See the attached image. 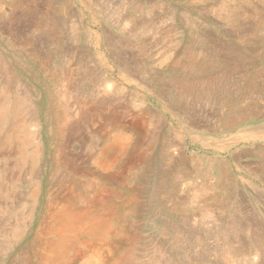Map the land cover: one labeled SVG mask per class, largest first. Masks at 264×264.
<instances>
[{"label":"rangeland","instance_id":"obj_1","mask_svg":"<svg viewBox=\"0 0 264 264\" xmlns=\"http://www.w3.org/2000/svg\"><path fill=\"white\" fill-rule=\"evenodd\" d=\"M0 60V264H264V0H0Z\"/></svg>","mask_w":264,"mask_h":264},{"label":"bare ground","instance_id":"obj_2","mask_svg":"<svg viewBox=\"0 0 264 264\" xmlns=\"http://www.w3.org/2000/svg\"><path fill=\"white\" fill-rule=\"evenodd\" d=\"M19 28H20V27H19ZM17 32H18V31H17ZM0 62H1V60H0ZM2 65H3V63H2ZM7 85H8V84H7ZM7 85H6V86H7ZM9 88H10V87H9ZM4 90H6V88H5ZM4 90H3V91H4ZM10 90H11V89H10ZM23 91H25V90L23 89ZM22 93H23V92H22ZM2 94H3L2 96L5 97V95L7 94V92L4 91V93L2 92ZM0 96H1V94H0ZM7 96H8V94H7ZM3 97H2V98H3ZM5 98H6V97H5ZM5 98H4V99H5ZM5 100H6V99H5ZM15 100H16V99H15ZM9 101H10V99H9ZM3 102H4V103H7V102H5V101H3ZM19 102H20V101H19ZM23 102H24V101H23ZM30 103H31V102H30ZM17 104H18V103H17ZM0 105H1V104H0ZM5 105H6V104H5ZM5 105H4V106H5ZM79 105H80V104H79ZM8 106H9V104H8ZM8 106H7V107H8ZM27 106H28V105H27ZM21 107H22V106H20V109H22ZM13 108H15V107H13ZM23 108L25 109V107H23ZM10 109H11V108H10ZM7 110H9V109H7V108H3V107H2L1 110H0V126L2 125V123H3V121H4V118L6 117ZM16 110H17V108H16ZM16 110H15V111H16ZM18 110H19V108H18ZM20 111H21V110H20ZM22 112H24V110H23ZM11 113H12V112H11ZM15 113H16V112H15ZM20 113H21V112H20ZM8 114H9V113H8ZM12 115H15V114L13 113ZM21 115H22V114H20V116H21ZM23 115H24V113H23ZM23 115H22V116H23ZM18 116H19V115H18V113H17L16 117L18 118ZM20 116H19V117H20ZM8 117H10V115H9ZM16 117H15V118H16ZM13 118H14V117H13ZM17 118H16V119H17ZM22 118H24V117H22ZM16 119H15V120H16ZM18 119H19V118H18ZM18 119H17V120H18ZM7 120H8V119H7ZM9 121H10V120H9ZM7 122H8V121H6V123H7ZM26 122H27V121H26ZM27 124H28V123H27ZM4 125H5V124H4ZM18 126H19V125H18ZM18 126H17V127H18ZM21 126H22V125H21ZM26 126H27V125H26ZM14 127H15V126H14ZM14 127H12V128H14ZM24 127H25V126H24ZM29 127H30V126H29ZM0 128H1V127H0ZM10 128H11V127H10ZM32 128H33V127H32ZM23 129H24V128L22 127V130H23ZM16 130H17V129H16ZM26 130H27V129H26ZM29 130H30V128H29ZM28 132H29V131H28ZM3 133H4V132H3ZM16 133H17V132H16ZM19 133H21V132H19ZM30 133H31V132H30ZM14 134H15V133H14ZM14 134H13V135H14ZM23 134H24V133H23ZM31 134H32V133H31ZM24 135H25V134H24ZM25 136H26V135H25ZM28 136H30V135H28ZM28 136H27V138H28ZM25 138H26V137H24V139H25ZM27 138H26V139H27ZM30 138H32V136H31ZM14 139H15V137H14ZM21 139H22V138H21ZM26 141H27V140H26ZM12 142H13V141H12ZM28 142L30 143V142H32V141H28ZM28 142H27V143H28ZM21 143H22V142H21ZM24 145H25V144H24ZM25 146H26V145H25ZM29 146H30V145H29ZM21 147H22V146H21ZM21 147H20V148H21ZM37 148H38V147H37ZM22 149H23V148H22ZM38 149H39V148H38ZM31 150H32V148H31ZM33 154H34V153H33ZM29 155H31V154H29ZM37 155H38V154H37ZM20 156H21V154H20ZM27 156H28V155H27ZM17 157H18V156H17ZM25 157H26V156H25ZM19 158H20V157H19ZM31 159H32V158H31ZM25 160L27 161L28 159H25ZM29 160H30V159H29ZM18 163H19V162H18ZM21 163H24V162H21ZM19 164H20V163H19ZM19 164H18V165H19ZM20 165H21V164H20ZM1 190H3V189H1ZM56 205H57V204H56ZM59 217H60V216H59ZM56 220H57V218H56Z\"/></svg>","mask_w":264,"mask_h":264}]
</instances>
